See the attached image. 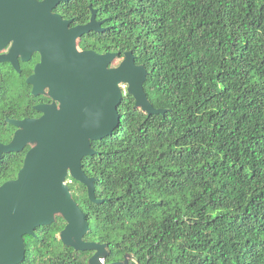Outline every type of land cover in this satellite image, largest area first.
Returning a JSON list of instances; mask_svg holds the SVG:
<instances>
[{
  "label": "trees",
  "instance_id": "trees-1",
  "mask_svg": "<svg viewBox=\"0 0 264 264\" xmlns=\"http://www.w3.org/2000/svg\"><path fill=\"white\" fill-rule=\"evenodd\" d=\"M109 1L91 48L131 52L166 113L147 116L125 91L118 127L83 161L104 202L67 178L85 240L107 244L105 264H264V0ZM27 149L0 157V186ZM65 225L57 215L25 236L21 264H89L93 251L61 242Z\"/></svg>",
  "mask_w": 264,
  "mask_h": 264
},
{
  "label": "water",
  "instance_id": "water-1",
  "mask_svg": "<svg viewBox=\"0 0 264 264\" xmlns=\"http://www.w3.org/2000/svg\"><path fill=\"white\" fill-rule=\"evenodd\" d=\"M59 1L12 0V5L9 0L0 1L12 8L18 32H28L15 37L11 52L0 57V61H12L18 70L11 57L14 49L22 52L24 61L29 54L38 52L41 61L27 83L33 86L35 95L50 83L51 96L61 104L59 110L55 105L38 106L37 110L43 113L39 119L10 121L17 131L8 145H0L1 157L34 144L26 152L17 177L0 186V264H21L25 257L24 237H34L36 228L52 225L57 215L66 222L60 233L61 242L76 250L95 251L89 264H102L104 247L84 242L88 222L72 199L66 180L69 176L84 185L90 202H104L96 198L94 179L87 178L81 162L95 154L91 142L103 140L118 127V107L123 98L120 85L127 86L136 110L147 116L166 113L155 109L147 99L146 70L135 64L131 52L123 55L117 67L107 69L120 54L77 51L76 40L92 31L103 32L101 23L95 21L93 12L89 23L69 29L68 22L51 14ZM0 20L4 21L3 26H9L6 12L0 14ZM3 26L2 31L8 30ZM9 40L11 35H0V49Z\"/></svg>",
  "mask_w": 264,
  "mask_h": 264
},
{
  "label": "flooded vegetation",
  "instance_id": "flooded-vegetation-1",
  "mask_svg": "<svg viewBox=\"0 0 264 264\" xmlns=\"http://www.w3.org/2000/svg\"><path fill=\"white\" fill-rule=\"evenodd\" d=\"M3 1V0H0ZM10 1V5H12V0ZM28 1V0H27ZM37 3L43 2V0H32ZM106 4L110 7L111 1H104V0H60L51 10L52 15L58 16L62 21L68 22V28H74L79 25H85L89 23L93 17V12H95L94 18L97 23H101V28L103 32H89L84 34L81 38L76 40V49L78 52L84 51H92L97 55H103L106 53H111L109 51H98L97 49H92V45L97 40V35L103 34L108 28L103 27L104 23L109 20V12L106 14V17L103 16V13L99 11L98 6H102ZM108 8V7H107ZM6 12L9 19V26H3L2 24L4 21L0 20V26L7 28L8 30L4 29L3 31L0 29V35H11V40H9L7 45L4 48L0 49V57L6 56L11 52V48L15 42V37H23L28 35V32H18L16 20L12 18V8L8 7L6 4H0V14L2 12ZM17 8H15V12ZM87 38L86 44L83 43L82 39ZM111 36L108 35V42H111ZM22 52L18 49H14L11 53V57L13 58L16 66L12 61H0V88L3 87L6 89L7 99L4 102L0 101V145H8L13 137L17 128L10 123V121H22L25 119H39L43 116V113L37 110L38 106H51L55 105L56 109H60L61 104L59 101H56L50 93V83L46 84L42 90L39 91L38 94H33V86L27 83V79L34 75L35 66L40 63L41 57L40 54L34 51L32 54H29V59L24 61L21 57ZM117 59H123V55H120ZM116 59V60H117ZM120 61V62H121ZM115 66V61L108 64L107 69H112L117 67L119 64ZM27 86V90H25L22 94L16 92L15 88L18 86ZM20 102V104H18ZM91 142V149L96 153L95 147L92 145ZM34 146V144H29L25 147L27 151ZM24 149V150H25ZM23 150V151H24ZM22 151V152H23ZM26 154V153H25ZM25 157V156H24ZM86 158V157H85ZM84 158V159H85ZM81 162V169L87 176V178L94 179V184L96 179L92 176H89L83 170V161ZM17 177V176H16ZM69 177V176H68ZM84 186V185H83ZM85 187V186H84ZM86 194L87 189L85 187ZM88 197V195H87ZM86 236V235H85ZM85 236L83 238L84 242L96 243L91 241H86ZM99 244V243H98ZM103 245L104 249H102V255L109 254V248L107 244ZM95 254H93L91 257ZM90 257V258H91ZM102 264H105V260Z\"/></svg>",
  "mask_w": 264,
  "mask_h": 264
},
{
  "label": "built area",
  "instance_id": "built-area-1",
  "mask_svg": "<svg viewBox=\"0 0 264 264\" xmlns=\"http://www.w3.org/2000/svg\"><path fill=\"white\" fill-rule=\"evenodd\" d=\"M120 87H121V90L123 91V93H125V91L127 90V88H126L127 86L123 84V85H120ZM103 262H104V260L102 259L101 263H103Z\"/></svg>",
  "mask_w": 264,
  "mask_h": 264
},
{
  "label": "rangeland",
  "instance_id": "rangeland-1",
  "mask_svg": "<svg viewBox=\"0 0 264 264\" xmlns=\"http://www.w3.org/2000/svg\"><path fill=\"white\" fill-rule=\"evenodd\" d=\"M120 61H121V59H117V60L115 61L114 65L116 66L117 63H119ZM126 88H127V87H126Z\"/></svg>",
  "mask_w": 264,
  "mask_h": 264
}]
</instances>
